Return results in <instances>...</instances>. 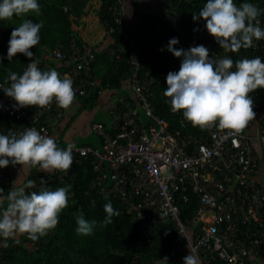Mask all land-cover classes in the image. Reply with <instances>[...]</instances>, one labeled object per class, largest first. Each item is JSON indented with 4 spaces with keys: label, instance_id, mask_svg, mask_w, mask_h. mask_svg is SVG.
Listing matches in <instances>:
<instances>
[{
    "label": "built area",
    "instance_id": "2783aa9c",
    "mask_svg": "<svg viewBox=\"0 0 264 264\" xmlns=\"http://www.w3.org/2000/svg\"><path fill=\"white\" fill-rule=\"evenodd\" d=\"M182 1L163 0L167 24L153 29L148 13L141 17L132 34L123 21L124 0L113 1L111 12L129 44L126 53L131 68L129 83L137 104L125 98L122 104L117 103L110 109L107 124L91 123V128L102 138L101 148L90 144L58 148L66 150L71 145L73 159L78 162L91 157L94 183L99 191L119 199L136 229L147 239L158 233L169 237L170 244L155 258L154 264L168 260L184 264L189 247L199 264L214 261L252 264L264 253V89L249 93L256 117L240 133L217 127L198 132L188 127L183 111L177 113L175 124L157 113L158 93L154 85L162 83L163 75L168 74L164 65L169 59L167 55L155 56V53L157 50L172 53L167 47L171 38L179 39L174 46L179 49L204 45L209 49L210 58L237 60L235 52H224L209 34L204 18L194 20L193 16L198 14L182 10ZM202 3L205 6L207 0ZM257 20L262 28L264 20L260 16ZM120 39L102 51L119 59ZM99 47V42L79 40L71 34L67 43L58 40L53 48H46L40 55L33 52L23 70L32 62L41 71L55 69L72 80L75 95L84 96L97 80L93 62ZM252 48L253 51L263 49V43L254 40ZM250 55L248 51L242 59H249ZM48 57L64 63L65 68L47 63ZM180 65L177 60L170 63L177 72ZM235 70L234 63L231 71ZM10 83L0 79V114L7 120L0 134L19 136L34 127L42 135L52 137V127L55 121L64 118L65 109L55 100L46 108L14 107L17 102L3 90ZM164 92H160L161 99H165L163 104L170 103ZM72 169L67 174L44 172L30 185L42 189L54 180L71 178L75 175ZM11 180L10 164L0 168V196ZM191 194L196 198L194 208L190 215H184L180 202H187Z\"/></svg>",
    "mask_w": 264,
    "mask_h": 264
},
{
    "label": "clouds",
    "instance_id": "9594fccd",
    "mask_svg": "<svg viewBox=\"0 0 264 264\" xmlns=\"http://www.w3.org/2000/svg\"><path fill=\"white\" fill-rule=\"evenodd\" d=\"M39 11L38 0L0 2V20ZM260 11L252 3L237 7L234 0H207L193 19L204 18L207 31L224 52H238L242 47H252L254 40L264 39V29L257 20ZM42 26V23L28 19L13 29L8 42L9 61L17 53L32 58L34 53L30 49L40 42ZM178 43V38H171L167 46L174 56L183 58L179 71H170L166 77L164 95L170 98L171 111H183L184 121L201 130L217 127L233 133L242 132L256 117L254 101L249 93L264 89V62L259 56L235 62L230 57L213 59L204 45L185 50L174 47ZM234 63L236 70L231 71ZM7 79L10 86L3 90L17 102L14 107L46 108L55 100L60 108L68 109L75 98L70 78L65 76L61 79L55 69L41 71L36 62L30 63L22 75L11 72ZM10 163L22 165V171L38 166L39 171L46 173L61 171L67 174L73 164L72 146L66 150L59 149L54 138L42 135L34 127H29L19 136L0 134V168H6ZM70 187L54 191L45 189L30 195L26 194L25 187H14L6 197H0V237L8 239L18 233H27L35 241L47 235L58 225L61 212L68 207ZM5 201L7 206L3 207ZM104 211L103 226L120 215L111 202L104 205ZM76 222V233L83 236L91 235L97 223L85 219L82 213ZM189 249L190 253L183 258L184 264H199L198 257Z\"/></svg>",
    "mask_w": 264,
    "mask_h": 264
},
{
    "label": "trees",
    "instance_id": "16d2710c",
    "mask_svg": "<svg viewBox=\"0 0 264 264\" xmlns=\"http://www.w3.org/2000/svg\"><path fill=\"white\" fill-rule=\"evenodd\" d=\"M114 0H38L40 4L39 13L25 14L21 22L14 20H0V79L9 81L7 78L11 72H16L22 75L23 67L26 64L28 57L22 53H17L11 61L7 58L9 40L14 28L19 27L24 20L31 19L34 23H42L40 30V42L33 46L30 51L39 55L46 48H53L56 41L61 40L67 43L71 34H74L79 40L96 43L102 41L107 35H112L113 44L117 42L119 37L122 43L120 49V58L115 55H110L107 52L96 50L97 59L93 62V73L96 76V83L90 86L88 93L84 96L75 95L80 102V105L73 114L81 112L83 109L93 106L97 103L98 97L105 88L120 89L125 80L129 79L131 68L127 61L126 53L128 42L124 39V34L118 29V23L114 14L111 12V5ZM203 0H183L181 2L182 10L188 14H199L204 7ZM193 2V3H192ZM234 3L239 7L243 3H252L257 6L260 11V17L264 20V0H234ZM148 21L151 22L153 29H156L159 24H167L168 16L147 11L142 17L148 16ZM167 15V14H166ZM125 24V19H123ZM108 22V23H106ZM126 27V24H125ZM114 28V30H111ZM87 29H90L87 31ZM264 29V26L262 27ZM127 31L132 34L129 29ZM263 49L253 51V48H241L234 53L235 59L242 60L245 54L249 51L251 54L249 59L261 55V60L264 62V39H261ZM112 44V45H113ZM179 49V47H176ZM160 54L167 55L169 62L164 65L167 72L173 71L170 63L177 60L181 64L182 57H176L173 53H163L158 50L155 56ZM65 66V64H64ZM167 73L163 75V82L154 85L155 91L158 93L157 113L164 115L170 123H177L178 114L171 111V103L163 104L165 99H161V90H166ZM129 93L119 96L118 105L122 104L123 99H130L135 105L137 104L132 97V90L129 83ZM165 98H167L165 96ZM112 108V107H111ZM65 115L68 126L73 122L71 118L73 114ZM145 120L147 117L141 112ZM63 118V119H64ZM100 121L104 124L108 122L102 119H92L90 122ZM7 125L6 118L0 114V133ZM188 127L193 128L198 132H204L199 127H193L188 122ZM66 128V127H65ZM92 129V128H91ZM100 145H95L86 140L74 145L90 144L101 148L102 138L98 134ZM55 139V138H54ZM57 146L70 144L63 139L61 133L55 139ZM72 170L75 175L71 178L57 179L50 182L44 188L25 187L27 185L14 186L11 180L2 190V197H6L14 187H25L26 194L32 192L39 194L42 190L54 191L60 187L71 186L68 192V207L65 208L60 216L59 223L54 228L48 231V234L40 237L37 240H32L28 234H20L17 238L4 239L0 237V250L2 257L0 264H154L155 258L160 255L170 244V239L165 234H155L151 239H147L140 231H138L132 222L129 215L124 209L123 203L112 196L106 195L99 191V188L94 183L95 171L91 157H88L81 162L73 159ZM44 174L39 171V167H32L27 184L34 183L37 176ZM196 198L191 194L187 202H180L181 209L184 215H190L194 208ZM111 202L114 209L119 211V216L112 218V223L107 226L102 225L106 213L104 205ZM7 206V201L3 207ZM83 214L85 219L90 222L95 220L97 223L94 226L93 233L88 236L77 235L76 218ZM165 264H182L179 261L168 260ZM213 264H220L214 261Z\"/></svg>",
    "mask_w": 264,
    "mask_h": 264
},
{
    "label": "crops",
    "instance_id": "0c3cea01",
    "mask_svg": "<svg viewBox=\"0 0 264 264\" xmlns=\"http://www.w3.org/2000/svg\"><path fill=\"white\" fill-rule=\"evenodd\" d=\"M2 2V0H0ZM153 11L155 13H159L166 16L167 8L165 7L163 0H124V19L126 28L129 29L131 32H133L136 28V24L141 19L143 14L145 12ZM24 16H13L11 21L14 20L17 22H21L23 20ZM5 20V21H10ZM90 29H87L89 31ZM99 42V50L102 51L103 47H107L110 44H112L113 37L112 35H107L102 41ZM49 64L54 65L56 68L60 66L62 69L65 68L64 63L62 62H55L53 59L47 58ZM58 65V66H57ZM61 79L64 78V75L60 74ZM127 81L129 85V79L125 80L122 88L116 90L111 88H105L101 95L98 97L97 104L100 107V117H96L95 114L89 113L86 108L83 109L78 114V119L75 122H72L68 128L66 125L67 120L66 117L62 120L55 121L53 127H52V138H57V136L61 133L63 135V139L67 142L71 143H78L79 139V133H85L88 129L91 128L90 122L92 119L98 118L102 119L106 122H109L110 119V109L111 107H114L118 103L119 96L124 95L126 93H129V90L127 88ZM80 105V102L78 101L77 97L75 96L73 104L68 108L66 116L73 114L75 111H77L78 106ZM70 112V114H69ZM66 127V128H65ZM95 145H100V141L97 143L92 142ZM23 166L16 164L13 166L10 163V172L12 176V181L14 182V186L19 185H27V177L29 176L30 169L26 168L24 171H22ZM2 197V196H0ZM20 234L18 233L14 238L19 237ZM264 253L263 255H260L258 258H256L255 261L252 262V264H264ZM167 262V261H166ZM165 262V263H166ZM164 263V264H165Z\"/></svg>",
    "mask_w": 264,
    "mask_h": 264
},
{
    "label": "rangeland",
    "instance_id": "374dc122",
    "mask_svg": "<svg viewBox=\"0 0 264 264\" xmlns=\"http://www.w3.org/2000/svg\"><path fill=\"white\" fill-rule=\"evenodd\" d=\"M128 90H130L129 85H128V81H127V88ZM86 110L91 113V114H95L96 117H100V107L99 105L96 103L93 106H89L88 108H86ZM78 114L79 112L75 114H73V117L71 118V121L75 122L78 119ZM80 142L86 140L87 142H96L97 143L100 141L98 134L93 130V129H88L85 133H79V139ZM78 141V142H79Z\"/></svg>",
    "mask_w": 264,
    "mask_h": 264
}]
</instances>
